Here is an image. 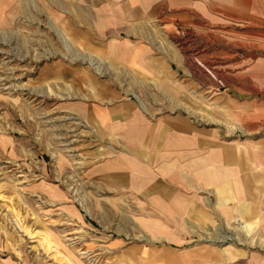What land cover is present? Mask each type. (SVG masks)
<instances>
[{
  "label": "crops",
  "instance_id": "1",
  "mask_svg": "<svg viewBox=\"0 0 264 264\" xmlns=\"http://www.w3.org/2000/svg\"><path fill=\"white\" fill-rule=\"evenodd\" d=\"M31 2L96 65L52 72L73 81L57 108L87 136L53 198L76 193L68 208L110 232L118 264H264V0ZM178 27L207 49L183 54Z\"/></svg>",
  "mask_w": 264,
  "mask_h": 264
},
{
  "label": "rangeland",
  "instance_id": "2",
  "mask_svg": "<svg viewBox=\"0 0 264 264\" xmlns=\"http://www.w3.org/2000/svg\"><path fill=\"white\" fill-rule=\"evenodd\" d=\"M27 2L26 8L24 0H17L11 26L8 8L0 17L1 258L16 264H118L114 250L105 247L113 237L110 232L88 209L68 208L76 193L63 205L46 186L60 179L57 170L78 162L77 146L87 138L84 127L79 131L72 117L57 108L68 98L73 81L57 79L52 72L74 66L81 73H94V58L87 49L73 46L72 38L59 35L35 2ZM186 29L178 27L169 38L176 43L184 37L182 53L199 56L212 37ZM213 46L211 54L217 51L215 42ZM218 83L225 84L221 79ZM65 157L68 163L63 164Z\"/></svg>",
  "mask_w": 264,
  "mask_h": 264
}]
</instances>
